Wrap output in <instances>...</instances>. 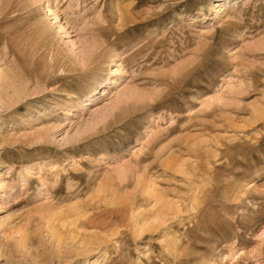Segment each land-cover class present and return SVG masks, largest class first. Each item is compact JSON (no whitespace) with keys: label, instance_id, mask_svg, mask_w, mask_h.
<instances>
[{"label":"rangeland","instance_id":"374dc122","mask_svg":"<svg viewBox=\"0 0 264 264\" xmlns=\"http://www.w3.org/2000/svg\"><path fill=\"white\" fill-rule=\"evenodd\" d=\"M0 264H264V0H0Z\"/></svg>","mask_w":264,"mask_h":264},{"label":"bare ground","instance_id":"6f19581e","mask_svg":"<svg viewBox=\"0 0 264 264\" xmlns=\"http://www.w3.org/2000/svg\"><path fill=\"white\" fill-rule=\"evenodd\" d=\"M118 58V57H117ZM93 223V222H92Z\"/></svg>","mask_w":264,"mask_h":264}]
</instances>
